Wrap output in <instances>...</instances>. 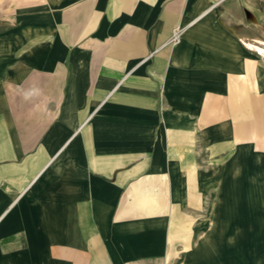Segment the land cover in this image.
I'll return each instance as SVG.
<instances>
[{"label":"crops","instance_id":"1","mask_svg":"<svg viewBox=\"0 0 264 264\" xmlns=\"http://www.w3.org/2000/svg\"><path fill=\"white\" fill-rule=\"evenodd\" d=\"M250 174L264 0H0V264H232Z\"/></svg>","mask_w":264,"mask_h":264},{"label":"rangeland","instance_id":"2","mask_svg":"<svg viewBox=\"0 0 264 264\" xmlns=\"http://www.w3.org/2000/svg\"><path fill=\"white\" fill-rule=\"evenodd\" d=\"M253 177L250 174L248 198L243 197L246 204L234 208L232 216L236 220L217 222L212 212L205 218L207 228L217 225L225 230L226 236L221 239L225 245L221 259L232 264H264V188L257 195Z\"/></svg>","mask_w":264,"mask_h":264},{"label":"built area","instance_id":"3","mask_svg":"<svg viewBox=\"0 0 264 264\" xmlns=\"http://www.w3.org/2000/svg\"><path fill=\"white\" fill-rule=\"evenodd\" d=\"M184 29H185V27H180V26L174 28L170 38L167 41V43H177V42H179L180 39L182 38ZM0 220H1V216H0Z\"/></svg>","mask_w":264,"mask_h":264}]
</instances>
